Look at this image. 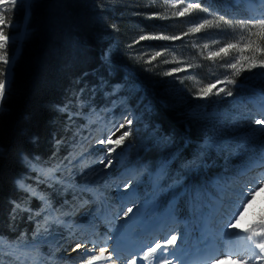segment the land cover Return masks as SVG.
<instances>
[{
  "label": "snow or ice",
  "instance_id": "6c2138e0",
  "mask_svg": "<svg viewBox=\"0 0 264 264\" xmlns=\"http://www.w3.org/2000/svg\"><path fill=\"white\" fill-rule=\"evenodd\" d=\"M256 3L261 6L260 11L258 13L253 11L252 14L239 20H236L234 15L229 16L227 12L218 11L214 4H206L204 0H165V12L153 14L166 19L169 16V9L172 17L204 13L205 16L200 18L198 23H194L186 33H183L185 36L213 28L218 29L221 34H227L225 30L231 29L234 34L228 40H212L211 44L193 45L199 48L201 56H205L206 53L207 60L231 70V75H226L223 80L217 79L208 83L197 81L199 86L193 92L197 98L204 99L220 94L232 96L233 92L227 85L235 84L236 77L244 71L264 68V0H235L231 6L239 7L241 4H247L252 8ZM18 5L23 7L24 0H0V110H3L12 82L14 57L9 55L8 47L10 43H14V37L7 29L13 23L12 14ZM181 38L178 35L144 34L133 43L145 40L174 41ZM145 55L149 57L145 63L152 64L164 53L156 51ZM107 57L108 54L105 53L106 60ZM136 59L143 60L144 57L139 56ZM173 60L175 61L176 58L173 57ZM220 61L223 63H219ZM161 62L169 63L168 60ZM187 67L191 68L194 65L188 64ZM184 70L182 67H174L164 75H173ZM185 79H193V77H185ZM218 85L225 86L217 87ZM84 91L85 89H80L76 97L77 109L86 107L82 99ZM115 93L114 89L113 95ZM259 108L260 118L254 119L252 123L260 127L252 129V132L253 135L259 133L260 145L253 152L246 166L249 169L253 167L260 169L259 174L237 188L218 185L221 195L210 198H206L201 188L192 190L190 195H188L189 190L186 189L191 217L186 218L181 231H176L174 227L181 223L178 220L175 196L169 201L166 209L161 210L159 204V198L163 195L160 177L167 172V160H165L155 178L152 196L142 202V207H136L135 211L133 207H129L127 211H123L122 206L120 211L123 212V216L119 219L123 223L116 222L113 217L109 221L106 234L101 236L95 231V227L91 226L89 229H79L86 235L82 239H77L78 226L70 218L92 202L84 196L85 193H90L93 183L89 179V173L97 171L91 166L98 163L103 165L104 169H108L113 166L114 161L119 163L123 158L125 153L116 150L132 134L133 117L130 115L125 116L123 122L112 126L106 138L101 137L95 141L102 146V149L98 150L102 151V154L97 159L90 160L88 156L91 153L88 149L80 145L81 150L77 151L75 144L72 150L63 158H58L55 164L49 163L46 166L40 157H25L29 171L36 174L35 186L26 183L23 179L17 180V188L26 194L29 202L13 201L11 214L15 220L17 214L27 213L29 221H35L36 227L30 242L23 232L15 240L0 234V255L9 258L8 264H29V260L32 264H37L40 257L39 245L50 243L54 247L47 258V264H63L65 261L69 264H116L117 261L124 264V260L126 264H189L185 255L188 251L185 244L194 242L196 255L199 257L195 264H222L223 261H230L231 264H264V209L261 210L260 215L250 220L245 219L248 206L256 194L264 189V92L259 98ZM59 111L67 114L70 123L75 116L81 115L80 111L73 110L71 100L60 106ZM92 111L95 113L94 109ZM162 139L166 144L172 142V138L168 136ZM36 140L37 137L34 136L33 142ZM251 140V137H244L233 144L209 136L200 152L195 153L193 160L187 162V167L192 168L202 161L203 155H207L206 150L209 148H215L217 152L227 153L228 157H231L247 148ZM63 143L65 141L57 139V148L59 149ZM53 158H57L56 152L53 153ZM98 171L102 173L103 169ZM78 177L83 183L78 182ZM42 184H47V187L56 194L71 192L72 201L65 199L57 207L51 195L39 190ZM175 186V183L171 185L169 191ZM124 187L127 188L128 184ZM31 199L40 201L38 209L31 207ZM53 225L66 229L69 236L64 238L62 233L51 230ZM160 233L164 234L160 235ZM89 236L95 238L89 239ZM60 240H64L65 243L76 241L72 251L77 255L63 256L67 248L60 243ZM110 242L113 245L111 248ZM88 244L92 247L89 248ZM122 251L127 253L123 258ZM0 264H5V261L0 260Z\"/></svg>",
  "mask_w": 264,
  "mask_h": 264
},
{
  "label": "trees",
  "instance_id": "16d2710c",
  "mask_svg": "<svg viewBox=\"0 0 264 264\" xmlns=\"http://www.w3.org/2000/svg\"><path fill=\"white\" fill-rule=\"evenodd\" d=\"M211 1L218 6L231 5L227 0ZM141 7L142 0H30L28 6L15 8L13 22H24L28 11L30 15L22 39L15 36L8 47L10 56L18 48L19 51L14 59L10 92L0 110V234L15 240L20 233L27 236L31 232L33 221H29L27 213L17 214L15 220L11 214L13 201L29 202L16 182L23 179L35 186L36 174L29 171L25 157H40L47 166L55 159L54 152L57 157L64 155L66 143L58 149L56 140H65L71 128L67 114L59 107L85 89L86 101L98 109L110 108L113 99L125 94V88L115 95L112 90L116 85L125 87L127 75L139 84L138 91L129 93L130 104L133 108L140 105L143 117L123 144L129 146L128 163L144 164L154 170L167 158H173L160 183L162 187L176 186L172 191L168 189L161 206L182 187L189 190L188 195L196 188L204 193L211 190V179L226 170L221 154L212 148L196 166L189 168L187 162L214 135L210 115L228 110L229 99H221L220 94L191 104L179 101L152 70L143 71L135 65L129 70L104 58L105 53H110V38L116 29L123 38L132 24L149 32L162 30L165 35H182L181 28L168 21L144 18ZM233 8L245 14L243 4ZM132 10L142 13L131 17ZM214 32L216 38L221 37L219 30ZM255 72L252 78L248 71L235 78L236 83L228 87L233 92L230 99L255 98L264 92V68ZM165 136L172 142L166 144L162 139ZM39 190L51 195L57 207L65 199L71 200L70 192L53 193L47 184L40 185ZM188 195L184 191L177 203L178 217L184 219L191 217ZM30 204L33 209L40 207L36 199H31ZM0 260L8 264L9 258L0 255Z\"/></svg>",
  "mask_w": 264,
  "mask_h": 264
},
{
  "label": "rangeland",
  "instance_id": "374dc122",
  "mask_svg": "<svg viewBox=\"0 0 264 264\" xmlns=\"http://www.w3.org/2000/svg\"><path fill=\"white\" fill-rule=\"evenodd\" d=\"M206 1L208 3L214 4L211 0ZM227 1L231 2V5L235 3V0ZM29 2L30 0H24L25 6H28ZM214 5L218 11L227 12L229 16L234 15L236 20L252 14L253 11L258 13L259 11L256 8L261 7L258 3L254 5L256 7L255 9L249 8L247 4H244V9L247 10V13L244 14L241 13L239 8L234 9L230 4L227 6H218L217 4ZM141 8L144 12L143 17L146 19H155L164 22L168 21L170 24L180 27L182 35L178 36H181L182 38L180 40L174 41L145 40L140 41L139 43H133V41L137 40L140 35L164 33L162 30L149 32L143 27L132 24V26L129 28V31L125 33V36L123 38H119L120 30L116 29L115 33L110 38L111 44L110 53H108V59L111 62L118 63L129 70L132 69L133 65L140 67V69L143 71L152 70L155 75L160 78L159 80L168 87L169 91L175 96V98L178 97L177 100L188 102L189 104L200 100V98H197L193 95L195 88L199 86L197 81L201 83L214 82L217 79L223 80L226 75H231V70L219 67L218 64H214L212 61L208 60V66L207 59L205 58L206 53L205 56H201L199 48L193 46L194 44H211L212 40H228L234 35L231 29H226L225 31L227 34H221L220 38H216V32L214 31H218V29L215 28L185 36L183 33H186L194 23H198L199 19L205 16L204 13H196L184 17H172L170 15L171 10L169 9L168 18L161 19L153 14L165 12V0H154V2L153 0H142ZM136 12L132 10L129 15L132 17L142 13ZM27 13L28 12H26V19L24 22H13L7 29L8 33L12 34L13 37L18 36L19 40L22 39L25 23H27V18H29ZM233 22H235V20ZM218 33H220V31ZM18 51L19 48L13 56L14 59L17 57ZM156 51H160L164 53V55L158 57L152 62V64L145 63V61L149 58L145 54L154 53ZM139 56H143L144 59H136V57ZM173 57L176 58L175 61L173 60ZM162 60H168L169 63H162ZM176 61H179V63ZM219 63H223V61H220ZM188 64H192L194 67L188 68ZM174 67H182L185 70L174 73L173 75H164L165 72ZM258 69L259 68H254L251 71H248V74L251 78L253 77L254 73H256L255 70L258 71ZM243 73H245V71ZM185 77H193V79H185ZM124 78L127 79L126 86L121 87L116 85L113 90L115 89V94H117L121 89L124 90L125 88V94L113 99L112 106L110 108L98 109L95 107V105H92L86 101L83 95L82 99L85 101L86 107L83 109H77L75 107L76 97L79 92L74 95V98L72 99L73 110L80 111L81 115L75 116L73 121L69 123L71 128L70 131H72V129L74 130L72 133L69 131V133L64 138L65 140H63L67 145L64 148V155L53 159L51 164H55L58 158H63L66 156L68 152L72 150L73 144L76 145L77 151L81 150L80 145H83L85 149H88V152L91 153V155L88 156L90 160L97 159L102 154V151H98L102 149V146L95 143V141L101 137L106 138L112 126L123 122L125 116L130 115L133 117V124L131 126L132 132L137 130L138 125L143 122L142 108L140 105L136 106V108L131 106L129 93L132 91H138L140 87L135 81L134 77L127 75L126 77L124 76ZM261 82H264V79L261 80ZM224 86L225 85H218L217 87ZM227 87L230 86L227 85ZM260 95L261 93H259L255 99L251 100V103L253 102L254 106H251V104L250 106H245V104L241 103L243 102L241 99H236V97L230 99V96L223 94L221 95V99H229L226 105V107H229L228 110L225 112L212 114V116L210 115L209 121L212 123L211 133H214L213 137L217 140L229 141L233 144L238 143L244 137H251L252 140L247 148L242 149L239 154H233L231 157H228L227 153H219L215 148H212L214 153L221 154L224 161L223 164L227 165L225 166L227 168L226 170H223L221 174H217L211 180L214 192H205V194H207V198L221 195L218 185H227L229 188H237L247 182V180L250 178L259 174L260 169L255 167L249 169L246 166L249 163V158L253 155V152L259 148L260 145L259 133L253 135L252 132V129L260 127L252 123L254 119L260 118ZM93 109L95 110V113H93ZM117 135H119V133H117ZM116 151H123L125 155L122 159H120L119 163L114 161L111 168L104 169V166L98 163L91 166L97 171L89 173V179L93 181V183L90 193H85L84 196L86 199H89L92 202H90L85 208L81 209L70 218L72 222L78 226V230L76 232L77 239H82L84 235H86L85 232H81L79 229H89L91 226H94L95 231L101 234V236L106 234L109 229V221L112 220L113 217H115L116 222L122 223V220L119 219V217L123 216V212L120 211L122 206L123 211H127L129 207H133L135 211L136 207H142V202L145 199H150L152 196L153 184L160 171V168L156 169L155 171H150L142 166L140 168L134 165L129 166L127 164L129 147L121 145ZM85 155L87 156L88 153L86 152ZM166 160L167 164H170L173 158L169 157ZM223 164L220 167H222ZM100 169H103L102 173L98 171ZM129 170L132 171L128 172ZM225 171L232 173L227 174ZM77 180L79 183H83V180L79 177ZM125 184H128L127 188L124 187ZM132 193H135V195H132ZM70 195L71 202L73 199L71 192ZM157 195L159 196L160 194L158 193ZM262 209H264V189L256 194L252 203L248 206V209L245 212V219L250 220L253 217L260 215ZM89 222H91V224H89ZM35 227L36 223L33 221L31 232L26 236L29 242L31 241ZM174 227L176 231H181L184 228V222L178 223ZM51 230L62 233L64 238L69 236L68 231L62 227L53 225ZM163 234L164 233H160V235ZM88 238L94 239L95 237L89 236ZM60 243L63 244L65 248H67V251L63 252V256L68 257L77 255L76 252L72 251V249L75 247L76 241H68L65 243L64 240H60ZM111 244L112 243L110 242V248ZM87 246L89 248L92 247L91 244H88ZM53 247L54 245L50 243L39 245L38 250L40 257L37 264H40V262L47 264V258ZM185 247L188 249V251L185 253L188 258L191 255L192 250L196 252L194 242H186ZM194 258L197 260L199 257L195 256ZM192 259L193 258L190 260L192 261ZM125 263L126 260H124V264ZM29 264H32L31 260H29ZM63 264H69V262L65 261ZM116 264H120V261H117ZM222 264H231V262L223 261Z\"/></svg>",
  "mask_w": 264,
  "mask_h": 264
},
{
  "label": "bare ground",
  "instance_id": "6f19581e",
  "mask_svg": "<svg viewBox=\"0 0 264 264\" xmlns=\"http://www.w3.org/2000/svg\"><path fill=\"white\" fill-rule=\"evenodd\" d=\"M249 7V6H248ZM250 8V7H249ZM253 9H255L256 7L255 6H253L252 7ZM258 11H260V8H256ZM254 105V104H253ZM255 105H257V104H255ZM257 127V126H256ZM132 170H129L128 172H131ZM127 172V173H128ZM220 186H224V185H220ZM176 198V197H175ZM172 200V199H171ZM132 214H130V216H131ZM127 219V218H126ZM182 222H184V220H182ZM122 223H123V221H122ZM113 245L111 244V247H112ZM127 255V253L126 252H121V256H122V258L124 257V256H126ZM195 256H197L196 255V252L195 251H191V255L189 256V258H188V262H189V264H195V262H196V259L194 258ZM188 257V256H187ZM191 258H193L192 259V261L190 260ZM126 264V263H125Z\"/></svg>",
  "mask_w": 264,
  "mask_h": 264
},
{
  "label": "water",
  "instance_id": "95a60500",
  "mask_svg": "<svg viewBox=\"0 0 264 264\" xmlns=\"http://www.w3.org/2000/svg\"><path fill=\"white\" fill-rule=\"evenodd\" d=\"M27 15H28V17H29V15H30V14H29V11H28ZM27 20H28V18H27Z\"/></svg>",
  "mask_w": 264,
  "mask_h": 264
}]
</instances>
